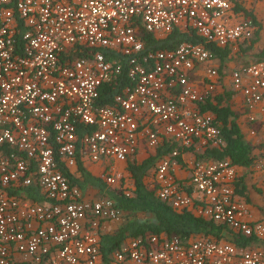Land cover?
Listing matches in <instances>:
<instances>
[{
  "label": "built area",
  "instance_id": "built-area-1",
  "mask_svg": "<svg viewBox=\"0 0 264 264\" xmlns=\"http://www.w3.org/2000/svg\"><path fill=\"white\" fill-rule=\"evenodd\" d=\"M244 1L0 0V264H264V221L249 220L235 165L194 160L188 178L174 172L197 141L223 145L201 104L225 75L251 121L264 101V59L220 73L206 48L254 36L252 17L234 10ZM174 30L203 41L147 47L149 36ZM123 71L121 92L100 103L101 86ZM142 141L150 150L178 146L157 159L148 183L161 200L263 244L146 233L105 257V223L126 220L125 212L107 195L86 196L70 176L78 160H133ZM258 168L264 187V155ZM100 176L109 190L130 194L118 173Z\"/></svg>",
  "mask_w": 264,
  "mask_h": 264
},
{
  "label": "trees",
  "instance_id": "trees-1",
  "mask_svg": "<svg viewBox=\"0 0 264 264\" xmlns=\"http://www.w3.org/2000/svg\"><path fill=\"white\" fill-rule=\"evenodd\" d=\"M234 10L249 15L257 24V20L252 12L247 11L240 3H235ZM258 35V30L255 31ZM257 40L252 37L249 42L252 44ZM203 39L194 31L181 32L174 30L166 37L156 39L152 36L146 38L147 47L153 49H172L182 42L198 43ZM205 44V43H204ZM241 47H243L241 45ZM250 46H247L248 48ZM206 48L209 49L214 58L222 60L230 53L229 47L221 48L212 43H207ZM243 48V49H246ZM259 59H264V48L259 54ZM219 69V68H218ZM121 78H116L111 82L105 83L100 88L99 102L108 104L117 93H120L126 84L124 71ZM229 92L219 94L213 100H207L201 104L202 111H211L216 115V120L219 122L223 145L207 147L203 154L197 155V159L202 160H222L228 159L236 166L246 167L253 163L255 158L254 148L252 144L243 138L240 126L237 123V113L232 111L228 104ZM178 146L174 142L164 141L156 149L155 152L140 162L128 160L126 170L132 179V187L127 186L130 191L129 195L122 192L109 190L105 183L98 177L92 175L83 166V162L78 160L77 170L80 172L79 177L70 176L72 181L79 186H94L97 187L103 195H107L113 200L116 207L125 212L126 221L119 226L113 233H104L101 235V251L107 257L112 251L118 248L127 238L137 237L146 233L163 234L166 236H178L180 238H188L197 235L210 237L214 240L221 239L225 234H231L230 241L236 245H244L248 242L246 237L236 234L232 230L224 227L221 224L215 223L195 215L188 210L175 211L167 202L161 200L155 193L154 188L145 183V178L151 176L156 160L164 154L172 151ZM264 150V146L262 151ZM242 180H236L235 192H242L240 183ZM125 184V181L123 182ZM27 195L35 200L40 201L41 196L38 195L35 189L27 188ZM140 213L143 216H138Z\"/></svg>",
  "mask_w": 264,
  "mask_h": 264
},
{
  "label": "crops",
  "instance_id": "crops-1",
  "mask_svg": "<svg viewBox=\"0 0 264 264\" xmlns=\"http://www.w3.org/2000/svg\"><path fill=\"white\" fill-rule=\"evenodd\" d=\"M242 5L245 7L247 11L252 12L257 20L256 25H257L258 35H256L255 33L253 36V38L256 37L257 40L252 44L250 42L247 43L245 42L241 44L243 47H241V45L232 46L231 48H229L230 53L222 60H219V58L217 57L214 58L212 63L216 66L217 69L219 68L218 70L220 73L222 71L228 73L231 69L239 66L242 63L244 64L250 60L259 59L260 57L258 58L257 54H259L261 50L264 48V0H253V1L245 0L242 3ZM247 46L250 47L246 48ZM223 81L225 86H223L222 83ZM222 82H219L217 84L215 88V93L213 97L210 98L209 100H213L216 95L229 92L230 96L228 98L229 100L228 104L230 105L232 111H234L238 115L237 123L240 126L241 132L243 134V138L247 142L255 146L253 152L255 158L252 164L246 167L235 165V170L238 175L237 178L238 180H242L241 183L239 184L240 185L239 187L240 189L242 187V192H243L240 193L236 191V193L238 197L244 200L249 207V212H250V215L248 217L249 220L253 221V220L261 219L264 221V187L262 186L260 171L258 168V163L262 158V156L264 155L262 151V148L264 146V101L257 103L253 108L252 114L255 116V120L251 121L249 119V113L244 109L242 96L239 93H235L233 90L230 89L229 76L225 75L222 79ZM208 112L213 114L216 120V115L211 111ZM217 123L219 124L218 121ZM206 148L207 146L203 145L201 141H197L195 149L184 151L180 158V164L177 165L174 170L176 176L183 179L188 178L190 174L189 162H192L194 160H201V158L197 159V155L203 154ZM154 152L155 150H150L149 148H147L145 142L142 141V143L138 147V150L133 160H135L136 162H140ZM202 161L209 162L215 160L207 159ZM83 166L86 168V170H88V172H90L92 175L100 179H101L100 175L104 169L106 168L108 170L111 169L112 172L121 175L122 183L125 181V185L132 187V179L130 178L129 172L126 170L127 161H118L116 159H111V158L108 159L104 158L98 162L85 160ZM74 174L75 175H71V176L77 178L79 177L80 172L76 170ZM150 179L151 176H147L145 178V183L148 184ZM83 189H85L86 196H91V197L104 196L97 187L88 185V186H84ZM137 215L143 216L140 213H138ZM125 221L126 220L120 222L109 221L105 223L104 233H113ZM197 236H203V235H197ZM197 236H192V237H197ZM230 238H231V234L226 233L225 236L221 238L225 240H221V241H230ZM252 241H253L252 239H248V242H246V244L240 246H249L251 244H257V245L263 244L262 242H252Z\"/></svg>",
  "mask_w": 264,
  "mask_h": 264
}]
</instances>
